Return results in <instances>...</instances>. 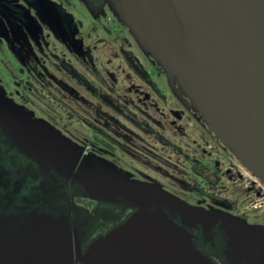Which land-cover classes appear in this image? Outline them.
I'll list each match as a JSON object with an SVG mask.
<instances>
[{
  "label": "rangeland",
  "instance_id": "obj_1",
  "mask_svg": "<svg viewBox=\"0 0 264 264\" xmlns=\"http://www.w3.org/2000/svg\"><path fill=\"white\" fill-rule=\"evenodd\" d=\"M238 150L119 0H0V264H83L126 209L192 240L224 217L192 163L220 175L227 225L264 224V177Z\"/></svg>",
  "mask_w": 264,
  "mask_h": 264
},
{
  "label": "water",
  "instance_id": "obj_2",
  "mask_svg": "<svg viewBox=\"0 0 264 264\" xmlns=\"http://www.w3.org/2000/svg\"><path fill=\"white\" fill-rule=\"evenodd\" d=\"M170 1L178 2L181 17ZM120 5L140 35L172 48L195 101L201 105L182 67L264 165V0H121ZM183 21L195 41L196 60L182 51ZM84 258L83 264H214L183 230L147 208L96 239Z\"/></svg>",
  "mask_w": 264,
  "mask_h": 264
},
{
  "label": "flooded vegetation",
  "instance_id": "obj_3",
  "mask_svg": "<svg viewBox=\"0 0 264 264\" xmlns=\"http://www.w3.org/2000/svg\"><path fill=\"white\" fill-rule=\"evenodd\" d=\"M196 164L198 163L190 165V172L188 174H194L203 181V189H200V191L196 190L198 195L203 196V198L200 197V204L205 209L206 207H211V213L216 212V210H213V207L223 209L221 211L224 213V217H220L219 219L214 218L210 220L212 222L210 224L206 223L207 219H198L196 221V229H194V235L191 236L196 248L214 264H264V224L256 223L252 225L248 218L243 216L245 221H242V224L235 226L227 225V219L225 218H230L231 215L237 214H230L227 209L229 206L227 200L222 196H218L213 190L217 188L221 181L219 180L220 175L215 172L211 174L208 165L197 166ZM181 180L183 181L184 177ZM218 180L219 182H217ZM206 185L211 190L206 189ZM95 206L102 207L101 204ZM200 209L201 207L198 210ZM127 211L129 210L118 211L120 214L117 223L91 236L85 243L84 254L96 239L126 222L130 218L127 216ZM204 224H207L209 227L207 231H205ZM233 232H235V237H233Z\"/></svg>",
  "mask_w": 264,
  "mask_h": 264
},
{
  "label": "bare ground",
  "instance_id": "obj_4",
  "mask_svg": "<svg viewBox=\"0 0 264 264\" xmlns=\"http://www.w3.org/2000/svg\"><path fill=\"white\" fill-rule=\"evenodd\" d=\"M182 23L185 27L183 35L181 37L182 51L184 55L189 59L196 60L198 53L195 41L188 29L187 24L184 21ZM182 72L185 82L195 94L198 102H200L201 105L205 107L210 118L219 126V128L224 131L225 135H227L229 140L236 145V147L240 150L241 155H244L250 161L253 167L255 165L257 168L264 172V165L256 158L255 155L252 154V152L240 141L237 136H235V134L227 126L220 114L216 111V108L214 107L208 96L204 93V91H202L200 87H198L196 80L194 79L192 74L188 72L185 67H182Z\"/></svg>",
  "mask_w": 264,
  "mask_h": 264
},
{
  "label": "trees",
  "instance_id": "obj_5",
  "mask_svg": "<svg viewBox=\"0 0 264 264\" xmlns=\"http://www.w3.org/2000/svg\"><path fill=\"white\" fill-rule=\"evenodd\" d=\"M119 2H121V0H119ZM94 203V205H100V203H98V202H93ZM93 203H91V204H93ZM136 211V209H132V210H129V211H127V216H128V218L134 213Z\"/></svg>",
  "mask_w": 264,
  "mask_h": 264
}]
</instances>
